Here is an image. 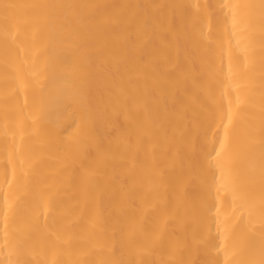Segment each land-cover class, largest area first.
Returning <instances> with one entry per match:
<instances>
[{"label": "bare ground", "instance_id": "6f19581e", "mask_svg": "<svg viewBox=\"0 0 264 264\" xmlns=\"http://www.w3.org/2000/svg\"><path fill=\"white\" fill-rule=\"evenodd\" d=\"M0 264H264V0H0Z\"/></svg>", "mask_w": 264, "mask_h": 264}]
</instances>
